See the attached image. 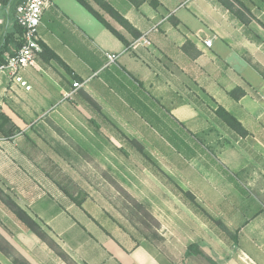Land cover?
Masks as SVG:
<instances>
[{
	"label": "crops",
	"instance_id": "crops-1",
	"mask_svg": "<svg viewBox=\"0 0 264 264\" xmlns=\"http://www.w3.org/2000/svg\"><path fill=\"white\" fill-rule=\"evenodd\" d=\"M106 1L129 26L98 4L94 7L126 40L78 0H52L42 16V56L23 72L32 88L0 74V112L23 129L20 133L26 130L21 117H73L83 107L93 117L121 119L136 132L121 127L126 134L181 172L187 184L178 182L237 234L230 240L200 216L210 237L203 242L211 239L218 246L213 247L215 260L264 264V8L260 0H239L242 4L237 7L242 5L250 13L246 20L222 0ZM206 39H212L213 45L208 46ZM14 48L10 45L4 57ZM109 53L117 57L110 60ZM89 98L101 110L92 107ZM219 106L242 122L246 136L217 118ZM209 125L220 130L215 149L204 144ZM12 137L0 136V187L39 223L49 241L30 230L1 199L0 235L31 264H196L177 259L155 238L133 243L98 211L77 205L47 179L34 177L36 165L10 145ZM162 140L169 151L174 149V160L156 146L157 142L166 145ZM0 264L15 263L0 249Z\"/></svg>",
	"mask_w": 264,
	"mask_h": 264
},
{
	"label": "rangeland",
	"instance_id": "rangeland-1",
	"mask_svg": "<svg viewBox=\"0 0 264 264\" xmlns=\"http://www.w3.org/2000/svg\"><path fill=\"white\" fill-rule=\"evenodd\" d=\"M6 23L4 17L0 32ZM74 116L21 117L26 130H16L10 145L22 150L36 165L33 176L47 179L50 186L59 188L72 201L77 199L98 211L107 224L116 226L115 230L133 243L155 238L165 249L173 250L177 259L214 264L208 257L216 261L213 247L217 244L211 239L203 242L210 237L202 218L175 195L168 180L146 166L125 135V131L136 132L117 117H93L84 107ZM207 129L204 144L209 149L219 147L216 132L220 130L213 125ZM0 136L5 137L1 132ZM152 151L176 180L187 184L181 172ZM20 158L18 155V162ZM192 243L198 247L187 254Z\"/></svg>",
	"mask_w": 264,
	"mask_h": 264
},
{
	"label": "trees",
	"instance_id": "trees-1",
	"mask_svg": "<svg viewBox=\"0 0 264 264\" xmlns=\"http://www.w3.org/2000/svg\"><path fill=\"white\" fill-rule=\"evenodd\" d=\"M26 0H3V14L9 16L7 23L0 32V63L4 62V53L5 51H10V45L15 47H20L21 41L20 38L23 34L22 27L18 24L16 19V9L17 6ZM82 3L90 12H92L99 20H101L109 29H111L116 35L120 38L126 40L119 30H117L110 21L106 19L103 13L97 10L94 7V3L101 6L103 9L111 13L124 25L129 26L130 24L122 15H120L115 9L110 5L106 0H78ZM222 2L228 6L232 11L239 15L242 19H247V14H250L248 10H245L242 5L240 8L237 7V4H242L239 0H222ZM260 6L264 8V0H260ZM245 10H243V9ZM11 23V24H9ZM238 90V89H237ZM237 90L232 91V94L238 98ZM244 91H240V94H243ZM90 105L97 110H101L100 106L92 99H88ZM217 118L224 123L228 128L235 131L236 133L246 136L248 130L244 127L242 122L231 112H229L225 107L219 106L215 111ZM172 123L180 129L181 132L185 131V127L180 125L175 120H172ZM16 130H20V127L16 125L12 118L5 113L4 111L0 112V131L6 137H10L15 134ZM128 142L133 146V148L145 159L147 167L157 176L162 179H166L170 182L169 185L172 186V190L176 195H178L196 214L202 218L211 222L216 226L221 233L225 235L226 238L233 240L237 234L233 233L232 230L223 222L222 219L215 217L207 207H205L197 198V196L188 188L184 187L180 182L176 180L173 174H171L166 168L163 167L162 163L150 152V150L136 137L126 134ZM164 141V140H162ZM165 142V141H164ZM166 144V142H165ZM156 146L164 152L165 155L171 157L174 160V149L168 147L169 144L162 145L156 143ZM200 147V145H199ZM0 199L15 213L18 219H20L30 230L36 233L39 237L44 240H48V234L42 229L39 223L31 217V215L23 209L9 194L5 193L4 190L0 187ZM78 205L83 206V202L77 199H74ZM49 241V240H48ZM51 243V242H50ZM198 247L197 243H192L188 247L187 254L191 249ZM0 249L4 251L8 256H10L15 264H31L27 259L20 256L16 250L0 235ZM190 250V251H189ZM62 256L66 257L64 253H61ZM210 261L214 264H220L218 261H214L208 257Z\"/></svg>",
	"mask_w": 264,
	"mask_h": 264
},
{
	"label": "built area",
	"instance_id": "built-area-1",
	"mask_svg": "<svg viewBox=\"0 0 264 264\" xmlns=\"http://www.w3.org/2000/svg\"><path fill=\"white\" fill-rule=\"evenodd\" d=\"M52 3V0H26L20 3L16 9V19L23 29L20 38V47H15L13 52L5 55L4 62L0 63V74L6 75L10 81L19 83L27 90L32 85L24 78L23 72L36 64L44 51L41 35L43 25L42 16L44 10ZM3 0H0V24L3 22ZM144 43H149L144 39ZM208 46L213 45L212 39H206ZM110 60H114L116 54H108ZM80 82H74V87H80ZM73 92L68 93V95Z\"/></svg>",
	"mask_w": 264,
	"mask_h": 264
}]
</instances>
